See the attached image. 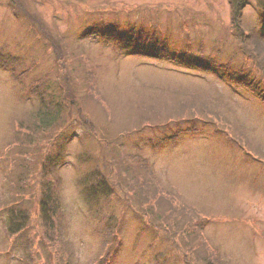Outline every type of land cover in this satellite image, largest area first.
<instances>
[{"label": "rangeland", "instance_id": "1", "mask_svg": "<svg viewBox=\"0 0 264 264\" xmlns=\"http://www.w3.org/2000/svg\"><path fill=\"white\" fill-rule=\"evenodd\" d=\"M256 5L238 20L229 0H0V55L8 57L0 68V264H156L157 255L179 264L181 251L189 264H210L202 245L186 250L189 236L165 241V229L184 217L196 227L205 220L222 262L264 264V101L230 86L243 65L264 91V42L242 49L238 37L261 27ZM137 23L170 38V54L230 68L227 80L98 41L99 27L118 24L126 35ZM44 88L67 100L70 122L56 142L20 126ZM57 153L66 164L45 173ZM95 168L111 182L112 211L123 213L126 245L118 256L103 246L97 204L82 191ZM150 174L160 196L141 187ZM58 182L53 247L39 201ZM15 185L29 216L20 236L9 232L6 209Z\"/></svg>", "mask_w": 264, "mask_h": 264}, {"label": "trees", "instance_id": "2", "mask_svg": "<svg viewBox=\"0 0 264 264\" xmlns=\"http://www.w3.org/2000/svg\"><path fill=\"white\" fill-rule=\"evenodd\" d=\"M254 1L256 2L257 6V13H259V21L261 23V27L257 30H252L249 32L242 31L238 34V37H240L242 49L244 45L252 41H256L259 39L262 42H264V0H229V3H231L232 6V13L234 14V19L238 18V20L242 17V10L245 8L253 5ZM242 20V19H241ZM129 30H126V35L122 34L120 31V27L118 24H115L112 26L111 30L107 29V26L99 27L97 31V38L100 42H109V43H115L119 44L120 46H125V49L129 48L132 50V47H135L134 50L135 53L138 54H144V56H151L153 58H159L160 56L167 57L173 59L174 62H178L180 66H183L187 69H200V71H211L215 72L218 77L222 79L227 80V74L231 71L230 68L223 67L222 65L216 66L217 68H214L215 59L213 58H199L197 55H190L189 52L181 51L180 53L174 52L172 54L169 53L168 46L166 45L170 38L166 37L164 39L160 38L159 33L154 32V30H146V28L140 26V24H136V26L129 25L127 27ZM244 32V33H243ZM124 33V32H123ZM236 33V32H235ZM246 33V34H245ZM137 39V40H136ZM145 42V43H144ZM138 43V44H137ZM125 44V45H124ZM145 44V45H144ZM144 46L145 49H142L141 47ZM143 50V51H142ZM160 51V52H157ZM160 57V58H161ZM8 57L4 55H0V68H4V60ZM254 59V58H253ZM256 62V59L254 60ZM263 71L264 68L260 67ZM236 73V74H235ZM235 74L233 77L232 75ZM231 74L230 83L232 88H235V86H240L243 88H248L250 91H253L256 95H258L262 101H264V91H261L259 86V82L257 79L253 78V74L248 72L247 67L239 66V68ZM38 95V94H37ZM57 94H53L52 91H50L49 88H44L42 92L39 93V103L33 110V112L23 118L24 121L22 124H20L21 129L27 128L31 129L33 131H39L42 134H44V137H46L48 140H51V142H56L59 138H62V133L66 130V126L69 124V117H68V110L67 107H65L64 103L67 101L66 97L58 98L56 96ZM72 122V121H71ZM75 122H78L76 120ZM29 137L31 135H28ZM20 141H22L21 147L25 146V142L23 139L18 137ZM49 157V156H47ZM46 157V158H47ZM79 158L83 159L84 161L89 162L88 157L80 156ZM53 159V160H52ZM66 160L64 159V156L60 153H57L55 158L49 159V165L43 168V171L47 173L49 171L50 173L55 172V170L58 167H62L66 164ZM46 162V161H45ZM147 169V168H146ZM148 170V169H147ZM146 170V171H147ZM11 174V172H10ZM37 175V174H36ZM141 178L146 177V174L141 175ZM148 179L143 183H141L142 189L147 193L148 195H152L153 191H155L159 196L161 193V189L158 188V186L154 183L156 182V178L153 177L152 174H150ZM83 180V194L86 198V201L91 203H96V211L100 212L99 216L97 215L99 226H97V231L102 235L103 232L106 233L102 238V244L106 249V245L110 246L109 248H114L113 253H115L117 256L119 253L124 250L125 248V241L124 237H122V231L124 230V223L121 220H119V214L121 217H123V213H117L112 211V208L117 209L118 207H113L115 204V201H113L112 193L114 190L111 189V182L108 179V177L105 175V172L99 170V169H92L89 171L86 176H84ZM81 180V181H82ZM9 182L10 179H7ZM13 182V180H12ZM150 183H154L151 188H145L144 186ZM58 189L60 190V185L58 182V185H54L50 189V193L47 194L46 197H43L41 201H39V215L41 216V219L45 221V223L49 225V234L47 236H50L51 240L49 242V246L55 245V242L59 238V236L54 233H57L58 230H54V227H56L55 223L52 222V225H50V219H54L58 213L61 211V206L59 203L60 200V194L58 193ZM15 191L13 190L11 199L8 203L10 205L9 208H6L9 212L8 216V227L9 232L12 234H15L16 236H20L22 234V231L27 228L29 216L23 214L24 208H20V206L17 205L19 199L16 197V193L20 192V189H17V185H15ZM126 200V211L128 213L131 212L130 207V200H128V197H125ZM176 200V198H175ZM171 201V200H170ZM11 202V203H10ZM183 205H178V207ZM105 214H103V212ZM124 211V209H122ZM125 212V211H124ZM182 215H185L184 213ZM185 218H178L176 221H174V225L167 227L165 229V241L170 243H175V237L178 236L182 240H185V236H189V240H185V246L186 250L189 252L192 250V246H203L205 247L204 250L209 252V256L212 259H209L210 264H228L225 262H222L220 260V256L218 254L217 250H214L213 247H211V244H209L208 239L205 237L204 230L202 229V226L205 222V220H201L198 223V227H196V223L185 221ZM10 221V222H9ZM49 221V222H48ZM149 225V223H147ZM194 224V227L192 225ZM147 226L145 225L144 228ZM191 228L194 230L191 231ZM169 233H168V232ZM179 232L178 235L174 234ZM54 232V233H53ZM188 232V233H187ZM147 233V232H145ZM183 236V237H182ZM109 238V239H108ZM188 239V238H187ZM105 251V250H104ZM110 249L107 250V253H109ZM158 252V251H157ZM146 258H149L150 261V255L148 256V251L146 252ZM186 253L180 252L178 254V261L179 264H189V259L186 256ZM207 258V255L205 256ZM110 260L108 259V264ZM169 262V261H168ZM155 263L156 264H167L166 259L160 255H157L155 257ZM66 264H71L67 262ZM168 264H171L169 262ZM177 264V263H175ZM191 264V263H190ZM195 264V263H194ZM196 264H199L198 262Z\"/></svg>", "mask_w": 264, "mask_h": 264}]
</instances>
